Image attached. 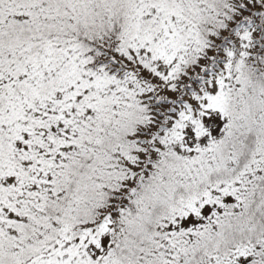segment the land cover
Returning a JSON list of instances; mask_svg holds the SVG:
<instances>
[{
	"label": "snow or ice",
	"instance_id": "1",
	"mask_svg": "<svg viewBox=\"0 0 264 264\" xmlns=\"http://www.w3.org/2000/svg\"><path fill=\"white\" fill-rule=\"evenodd\" d=\"M0 264H264V0H0Z\"/></svg>",
	"mask_w": 264,
	"mask_h": 264
}]
</instances>
